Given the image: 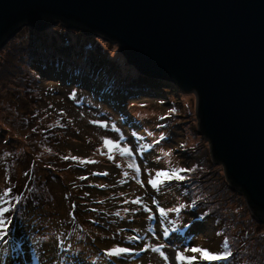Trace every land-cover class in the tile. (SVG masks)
I'll use <instances>...</instances> for the list:
<instances>
[{"label": "rangeland", "instance_id": "rangeland-1", "mask_svg": "<svg viewBox=\"0 0 264 264\" xmlns=\"http://www.w3.org/2000/svg\"><path fill=\"white\" fill-rule=\"evenodd\" d=\"M132 90L141 93L129 95ZM196 104L194 92L129 63L116 42L57 22L44 29L23 26L0 47V195L12 187L20 200L10 214L18 217L12 224L22 225L12 230L14 239L0 241V264H162L151 251L119 259L104 255L106 248L129 245L126 236L137 234L132 229L145 235L149 224L158 227L143 211H122H135L137 205L123 201L137 196L149 203L154 196L165 207L196 199L198 207L181 214L185 223H195L191 231L173 234L176 243L187 238L190 245L222 250L227 238L234 255L216 264H264V223L257 224L224 166L212 158ZM101 119L122 127L141 165L144 188L130 178L125 182L123 171H131L127 157L115 152L108 159L102 137L117 134L91 122ZM132 131L155 137L163 132L166 141L140 155L136 145L152 138L137 141ZM181 166L196 168L191 183L173 181L159 191L147 185L146 169L154 175ZM101 172L108 175H93Z\"/></svg>", "mask_w": 264, "mask_h": 264}, {"label": "water", "instance_id": "water-1", "mask_svg": "<svg viewBox=\"0 0 264 264\" xmlns=\"http://www.w3.org/2000/svg\"><path fill=\"white\" fill-rule=\"evenodd\" d=\"M56 22L194 92L212 158L264 222V0H0V47Z\"/></svg>", "mask_w": 264, "mask_h": 264}, {"label": "snow or ice", "instance_id": "snow-or-ice-1", "mask_svg": "<svg viewBox=\"0 0 264 264\" xmlns=\"http://www.w3.org/2000/svg\"><path fill=\"white\" fill-rule=\"evenodd\" d=\"M71 99L76 100L78 94L76 92L70 93ZM163 103V101L161 102ZM175 108L170 109L169 114L174 113ZM166 117H160L161 120ZM123 119V117H121ZM93 124L98 125L105 131H109L117 134L115 139L105 135L102 137L103 146L107 149L108 159H114L113 153L118 152L120 156L127 157L129 162L127 164V169L122 173L125 182L130 178L140 185L141 188L145 187V181L141 179V165L136 160V152L133 151V146L127 143L126 136L121 126L117 123H109L107 119L93 120ZM165 125L158 124L157 128H163ZM35 131V129L33 130ZM131 137H134L137 141L147 140L151 137L152 140L147 143H139L136 145L137 151L140 155H144L146 151H151L155 145H159L162 141H166V136L163 132L160 133L158 137L154 136V133L149 131L146 135H141L138 131H132L130 133ZM102 154H104L102 152ZM165 156H171L172 152H164ZM65 159H72L74 161H79L83 164H94L97 161L82 159L80 157H65ZM148 171L147 185L151 186V189L159 191L163 185H171V182L176 181L178 183L189 182L191 183V173L196 171V168L188 167H171L165 169L153 170L146 169ZM93 175H103L107 176V172L93 173ZM82 180H87L88 177H80ZM98 187L105 188L107 185H99ZM13 190L8 188L2 195H0V241L5 244L8 241L5 237H9L10 225L12 224V216L10 214L16 211V206L20 203L19 199H15L12 195ZM148 200L137 196L135 199L128 201L124 200V204L137 205L138 207L133 211L129 207H123L122 211L125 213H132L143 211L147 214L148 221L158 220V227L149 224L147 226L145 235H140L139 229H132L136 232V235H127L126 239L129 245L137 244L143 241V246L139 249L133 248L131 246H121L119 244L106 248L104 250V255L109 258L119 259L125 255L138 254L139 251H151L156 254L162 264H216L219 261L229 260L233 257V252L230 250L229 241L227 238L223 240L222 250H212L207 247L195 245H190L188 239H185L183 244H178L175 242L173 234L183 233L185 230L191 231L192 224L195 223L193 220L191 223H185L181 218L183 210L186 209H196L198 207V202L196 199H192L190 203H180L178 206L165 207L162 206L159 200L154 196L148 198ZM103 203V202H101ZM152 205L155 206V210ZM96 211V209H93ZM115 215L117 217L121 216V211H116ZM174 216V218H172ZM195 219H200L196 217ZM159 228V232H158ZM125 230L120 229L123 233ZM150 234V237L149 235Z\"/></svg>", "mask_w": 264, "mask_h": 264}, {"label": "trees", "instance_id": "trees-1", "mask_svg": "<svg viewBox=\"0 0 264 264\" xmlns=\"http://www.w3.org/2000/svg\"><path fill=\"white\" fill-rule=\"evenodd\" d=\"M67 82V81H66ZM135 92V94H138V93H141V90L140 91H131L130 93H129V95H133V93ZM105 93V92H104ZM134 94V95H135ZM12 188V187H11ZM18 193V192H17ZM14 195V194H13ZM17 197H19V196H17ZM253 216L256 218V220L258 221L257 222V224L258 225H261V223H264V222H261L254 214H253ZM17 220H18V217H16V216H14L13 215V219H12V222H17ZM22 227V225H20V226H18V224H12L11 226H10V232H9V236H10V238L9 239H14V238H11V236L13 235V234H15V232H13L12 230H14V229H19V228H21ZM7 238V237H6Z\"/></svg>", "mask_w": 264, "mask_h": 264}, {"label": "bare ground", "instance_id": "bare-ground-1", "mask_svg": "<svg viewBox=\"0 0 264 264\" xmlns=\"http://www.w3.org/2000/svg\"><path fill=\"white\" fill-rule=\"evenodd\" d=\"M196 95V94H195ZM196 97H197V95H196ZM197 99V98H196ZM160 149V148H159Z\"/></svg>", "mask_w": 264, "mask_h": 264}]
</instances>
